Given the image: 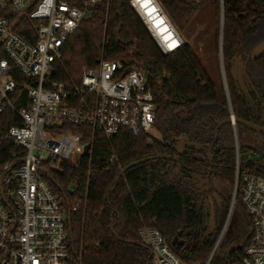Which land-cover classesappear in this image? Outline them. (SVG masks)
<instances>
[{"label":"trees","instance_id":"obj_1","mask_svg":"<svg viewBox=\"0 0 264 264\" xmlns=\"http://www.w3.org/2000/svg\"><path fill=\"white\" fill-rule=\"evenodd\" d=\"M161 2L167 19L181 30L208 6L217 7L221 15L220 0ZM233 3L236 11L230 9ZM223 43L231 107L223 84L210 77L195 50L183 42L165 54L131 0H111L109 7H99L55 60L51 79L68 91L80 87L84 70L97 69L102 58L140 66L156 104L158 138L128 132L107 138L98 133L90 157L64 162L57 170L43 168L44 180L70 217V253L76 264H152V250L139 237L145 228L159 230L184 262L206 264L232 208L238 164L241 173L264 180V147H249L251 131L240 124L219 128L231 111L247 123L261 120L260 109L239 96L231 67L236 55H249L264 43V0H225ZM249 68L264 74V57ZM19 122L16 112L0 115L3 163L20 160L13 158L17 150L8 139L9 129ZM73 130L89 141V128ZM181 138L203 149L178 156L175 141ZM203 183L208 193L199 188ZM237 223L242 226L237 244H242L236 246L232 229ZM251 231L238 195L225 235L230 236V250H223V240L212 264L238 263Z\"/></svg>","mask_w":264,"mask_h":264},{"label":"built area","instance_id":"obj_2","mask_svg":"<svg viewBox=\"0 0 264 264\" xmlns=\"http://www.w3.org/2000/svg\"><path fill=\"white\" fill-rule=\"evenodd\" d=\"M110 2L0 0V115L16 112L20 121L8 132L17 150L13 158L20 160L14 167L0 159V264H76L69 216L43 178L45 166L57 170L64 162L77 163L87 146L90 157L98 133L159 137L154 95L143 69L102 58L97 69L84 70L81 86L73 90L51 79L53 64L71 37ZM131 4L144 19L135 0ZM220 5L222 15L225 0ZM159 45L165 54L175 51ZM74 127L89 128V141ZM74 153L77 160H72ZM235 193L252 229L235 264H264V180L241 173L238 164ZM227 228L206 264L213 263ZM139 237L152 250V264H191L170 249L159 230L145 228Z\"/></svg>","mask_w":264,"mask_h":264},{"label":"rangeland","instance_id":"obj_3","mask_svg":"<svg viewBox=\"0 0 264 264\" xmlns=\"http://www.w3.org/2000/svg\"><path fill=\"white\" fill-rule=\"evenodd\" d=\"M157 1L160 4L162 11L164 12V15L168 16V13L164 8V6L162 5L161 0H157ZM144 19L145 22H147V19L146 18ZM170 23L174 27L176 33L179 35L181 40L184 43L189 44L195 50L201 62L203 63L204 67L208 71L210 77L217 83L219 82L223 84L230 105L227 75L225 70L224 57L222 53L223 45H224L223 43L224 27H223V37H222V25H221L222 17L221 15L220 17L218 16L217 7L208 6L200 10L195 15L192 22L185 30L179 29L178 26H176L172 21ZM147 26L151 31V34L153 35L154 31L151 29L149 22H147ZM134 66L142 69V67L140 66H136V65ZM77 159H78V154L74 153L72 160H77ZM233 212L234 209L232 210V215L229 219L227 230H229V227L232 225ZM241 230H242V226L240 223H237L234 229H232L233 231L232 240H236L235 241L236 246L242 244L241 242H240L241 244H237V238L241 234ZM229 237L228 235L227 238H225L224 236L223 238L224 241L222 243L223 250L226 251V253L230 250L231 247V245L229 244L230 241Z\"/></svg>","mask_w":264,"mask_h":264},{"label":"flooded vegetation","instance_id":"obj_4","mask_svg":"<svg viewBox=\"0 0 264 264\" xmlns=\"http://www.w3.org/2000/svg\"><path fill=\"white\" fill-rule=\"evenodd\" d=\"M261 45H264V43L258 45L256 48L253 49V51L258 47H260ZM251 53L249 55L238 54L233 58V60L237 58L235 63H238L237 64L238 75L236 80L233 81L235 83L239 96L247 100L254 108L260 109L259 111L261 112L260 114L261 120H258V124H253V125L264 128V74L261 73V71L258 70L253 71L252 69L249 68L251 62H256L257 60L262 59L264 55L259 59L251 60L250 59ZM243 66L245 67V70H241ZM231 72H232V67H231ZM251 134L252 137L250 141L252 140V143L250 144L249 147L251 148L264 147V133L251 131ZM204 187H205L204 183L199 187L202 189V192L205 189Z\"/></svg>","mask_w":264,"mask_h":264},{"label":"water","instance_id":"obj_5","mask_svg":"<svg viewBox=\"0 0 264 264\" xmlns=\"http://www.w3.org/2000/svg\"><path fill=\"white\" fill-rule=\"evenodd\" d=\"M227 3H230V0H227ZM231 10L233 11H236L237 8L235 6V3L232 4ZM224 16H225V12L224 14L221 15L222 17V37H223V27H224ZM151 27V26H150ZM152 29V28H151ZM155 34V32H154ZM155 37L156 39L159 41V43L164 46L161 41L159 40V38L156 36L155 34ZM223 39V38H222ZM223 53V52H222ZM264 55V45H261L260 47H258L257 49H255L251 55H250V59L251 60H256V59H259L261 58L262 56ZM237 60V58H235L233 61H232V72H231V77L233 80H236L237 78V75H238V70H237V64L238 63H235V61ZM240 60V59H238ZM241 70H245V67L243 66ZM231 107V105H230ZM232 110V109H231ZM226 124H232L234 127L237 126V124H240V125H243L245 126L247 129L251 130V131H254V132H263L264 133V128H261V127H258L256 125H253L251 123H247V122H244V121H241L239 119H237L233 112L231 111V115L225 120L223 121L222 123L219 124V128L223 125H226ZM177 144L174 148L175 152L177 153L178 156H183L185 154H188L190 151H197V152H200L203 147L200 146V145H197V144H194L192 142H190L187 138H181V139H178L175 141ZM90 154V147L87 146L86 149H85V156H88ZM210 161H212V159L210 158ZM17 164L14 165V167L16 166ZM209 184V181L206 182L205 185H208ZM210 191V188L207 187L203 190V193H208ZM236 199H237V195L235 193L234 195V199H233V204H232V208H231V211L229 213V216H228V219H227V222L225 224V227L226 228L228 226V223H229V219L232 215V210L234 209L235 207V203H236ZM69 227H70V233H71V220H70V217H69ZM225 230V229H224ZM177 241L178 239H176L173 243V245H177Z\"/></svg>","mask_w":264,"mask_h":264},{"label":"bare ground","instance_id":"obj_6","mask_svg":"<svg viewBox=\"0 0 264 264\" xmlns=\"http://www.w3.org/2000/svg\"><path fill=\"white\" fill-rule=\"evenodd\" d=\"M135 3L167 50L174 51L178 49L181 39L167 17L161 13L157 1L135 0Z\"/></svg>","mask_w":264,"mask_h":264}]
</instances>
